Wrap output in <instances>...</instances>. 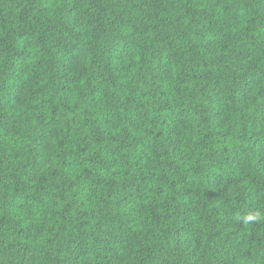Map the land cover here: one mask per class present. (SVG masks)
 Instances as JSON below:
<instances>
[{
  "label": "trees",
  "instance_id": "1",
  "mask_svg": "<svg viewBox=\"0 0 264 264\" xmlns=\"http://www.w3.org/2000/svg\"><path fill=\"white\" fill-rule=\"evenodd\" d=\"M264 0H0V264H264Z\"/></svg>",
  "mask_w": 264,
  "mask_h": 264
},
{
  "label": "clouds",
  "instance_id": "2",
  "mask_svg": "<svg viewBox=\"0 0 264 264\" xmlns=\"http://www.w3.org/2000/svg\"><path fill=\"white\" fill-rule=\"evenodd\" d=\"M264 219V214L259 210H249L246 215L243 216V223L246 225H251L255 222Z\"/></svg>",
  "mask_w": 264,
  "mask_h": 264
}]
</instances>
